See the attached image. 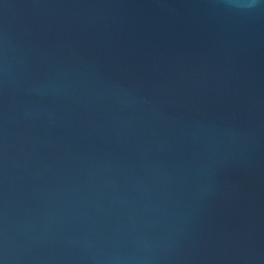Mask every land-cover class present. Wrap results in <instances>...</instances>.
Returning <instances> with one entry per match:
<instances>
[{
    "label": "water",
    "instance_id": "95a60500",
    "mask_svg": "<svg viewBox=\"0 0 264 264\" xmlns=\"http://www.w3.org/2000/svg\"><path fill=\"white\" fill-rule=\"evenodd\" d=\"M0 264H264V0H0Z\"/></svg>",
    "mask_w": 264,
    "mask_h": 264
}]
</instances>
